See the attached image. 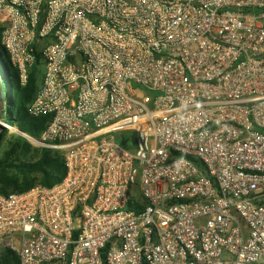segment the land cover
<instances>
[{
  "label": "built area",
  "instance_id": "1",
  "mask_svg": "<svg viewBox=\"0 0 264 264\" xmlns=\"http://www.w3.org/2000/svg\"><path fill=\"white\" fill-rule=\"evenodd\" d=\"M0 29L51 117L14 130L65 166L0 193V264H264V0H0Z\"/></svg>",
  "mask_w": 264,
  "mask_h": 264
},
{
  "label": "trees",
  "instance_id": "2",
  "mask_svg": "<svg viewBox=\"0 0 264 264\" xmlns=\"http://www.w3.org/2000/svg\"><path fill=\"white\" fill-rule=\"evenodd\" d=\"M0 68L9 82V90L5 88V97L0 99V118L28 136L39 138L51 118L49 114L29 118L28 113V104L34 98L37 81L42 74L40 53L36 52L27 83L20 85L16 69L1 44L0 29ZM12 80L16 84L13 91L10 86ZM64 174L60 149L36 146L27 137L9 132L8 128L0 125V193L24 191L35 185L50 186L60 181ZM129 206L140 209L132 203Z\"/></svg>",
  "mask_w": 264,
  "mask_h": 264
},
{
  "label": "rangeland",
  "instance_id": "3",
  "mask_svg": "<svg viewBox=\"0 0 264 264\" xmlns=\"http://www.w3.org/2000/svg\"><path fill=\"white\" fill-rule=\"evenodd\" d=\"M0 73H1V77H2V80H3V84H4V87L7 89V91L9 90V82H8V79L2 74V70L0 68ZM10 86L12 88V91L14 90L16 84H15V81H11L10 82ZM29 118H32V115H29ZM16 127L14 126H10L8 128L9 132H17L16 130H14ZM17 129V128H16Z\"/></svg>",
  "mask_w": 264,
  "mask_h": 264
},
{
  "label": "water",
  "instance_id": "4",
  "mask_svg": "<svg viewBox=\"0 0 264 264\" xmlns=\"http://www.w3.org/2000/svg\"><path fill=\"white\" fill-rule=\"evenodd\" d=\"M4 97H5V87H4L3 80H2V77H1V73H0V99L3 100ZM25 137H27V136H25Z\"/></svg>",
  "mask_w": 264,
  "mask_h": 264
}]
</instances>
